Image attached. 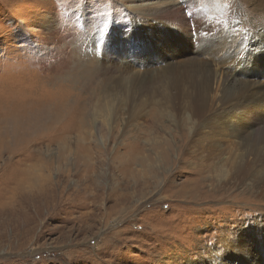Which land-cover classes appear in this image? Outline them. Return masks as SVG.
<instances>
[{
  "label": "rangeland",
  "instance_id": "obj_1",
  "mask_svg": "<svg viewBox=\"0 0 264 264\" xmlns=\"http://www.w3.org/2000/svg\"><path fill=\"white\" fill-rule=\"evenodd\" d=\"M154 1L0 0V264H264V0Z\"/></svg>",
  "mask_w": 264,
  "mask_h": 264
},
{
  "label": "bare ground",
  "instance_id": "obj_2",
  "mask_svg": "<svg viewBox=\"0 0 264 264\" xmlns=\"http://www.w3.org/2000/svg\"><path fill=\"white\" fill-rule=\"evenodd\" d=\"M159 0H155L154 2H151L150 4H149V6H156V5H154V4H156L157 2H158ZM168 1H174V2H176L175 0H162V2H164V3H167ZM180 1V0H179ZM214 1H216V2H218V1H220V0H214ZM257 135V134H256ZM255 136V135H254ZM253 136V137H254ZM255 139H263V141H264V127H263V131H262V133L259 135H257V136H255L254 137ZM255 141V140H254ZM250 153V151L249 150H246V152H244V153H240V155L239 156H237L238 157V159H239V161H240V164H239V166L238 167H236V171L238 172V173H242L243 174V176L244 177H247L248 175H249V168H250V163L247 161V158L245 159V156H247L248 154ZM244 160V161H243ZM247 162H246V161ZM242 162H245L244 164L242 163ZM6 190V189H5ZM2 194V193H1ZM8 194H9V192H8ZM11 194V193H10ZM5 198V197H4ZM3 198V199H4ZM11 198V197H10ZM8 201V200H7ZM1 204V203H0ZM10 207H7L6 208V210H4L3 212H1L0 213V220H5L8 216H9V214H10ZM2 215H4L5 217H3Z\"/></svg>",
  "mask_w": 264,
  "mask_h": 264
}]
</instances>
